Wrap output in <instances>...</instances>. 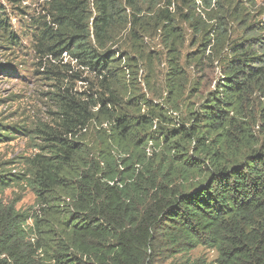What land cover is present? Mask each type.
Returning a JSON list of instances; mask_svg holds the SVG:
<instances>
[{
	"label": "trees",
	"instance_id": "1",
	"mask_svg": "<svg viewBox=\"0 0 264 264\" xmlns=\"http://www.w3.org/2000/svg\"><path fill=\"white\" fill-rule=\"evenodd\" d=\"M5 1L42 4L28 32L55 119L25 131L39 143L21 172L0 165V190L23 184L35 195L25 211L0 202V264H264V9L255 0ZM152 37L168 55L164 104L136 94ZM19 39L0 0V48ZM181 59L221 74L188 126L168 115L191 84ZM15 74L0 65V76ZM22 130L0 122V144ZM148 147L158 152L147 157ZM199 246L216 259H190Z\"/></svg>",
	"mask_w": 264,
	"mask_h": 264
},
{
	"label": "rangeland",
	"instance_id": "2",
	"mask_svg": "<svg viewBox=\"0 0 264 264\" xmlns=\"http://www.w3.org/2000/svg\"><path fill=\"white\" fill-rule=\"evenodd\" d=\"M1 1L11 20L13 31L20 37V46L12 51L0 48V65H9L15 69L16 73L15 76H0V122L4 125H17L24 130L13 134L8 142L0 144V165H5L3 166L5 171L18 173L23 169L24 160L36 153L34 147L39 143L34 135L25 131L33 129L41 123L51 125L52 120L55 119L52 115L55 110L51 108L45 96L47 88L36 81L35 71L38 69L39 62L28 32L32 18L42 16L43 12L40 7L42 4L34 1L22 3ZM255 5L256 8L264 9V0H255ZM144 39V45L150 50L153 58H148L146 64L139 67L135 82L136 94L152 100L153 93L155 97L161 98L156 103H162V99L168 97L164 92L168 55L165 46L157 37ZM65 62H68L66 57L64 58ZM71 66H74V63H71ZM180 66L187 73L191 84L189 83L184 94L178 99L180 113L172 115L168 113V115L174 119L176 125L184 123L188 126L190 120L188 113L199 108L204 97L221 79V74L216 64L213 65L211 62H203L195 68H187V66L183 67V59H181ZM77 70V68L74 69L75 72ZM82 76L92 81V77L87 73H83ZM89 87L90 85L84 86L80 82L74 83V91L77 93L89 92L87 89ZM89 94L91 93L89 92ZM169 98H171L170 95ZM96 131L97 126L90 125L86 131L82 132L81 138L90 144L94 141ZM145 153L147 157H153L155 154L151 147H148ZM0 202L12 204L16 210L25 211L34 207L35 195L23 184L13 185L0 190ZM33 210L35 211L37 208H33ZM188 256L192 260L200 259L209 263L216 259V252L199 246Z\"/></svg>",
	"mask_w": 264,
	"mask_h": 264
}]
</instances>
